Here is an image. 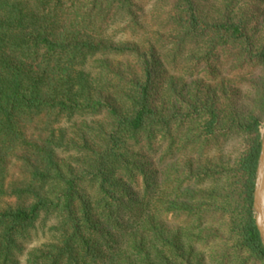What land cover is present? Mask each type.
<instances>
[{
	"label": "trees",
	"instance_id": "1",
	"mask_svg": "<svg viewBox=\"0 0 264 264\" xmlns=\"http://www.w3.org/2000/svg\"><path fill=\"white\" fill-rule=\"evenodd\" d=\"M262 1L0 0V145L30 154L22 179L0 186V264H19L37 232L48 243L24 264H264L252 207ZM118 56L134 58L137 75L113 69L108 59ZM163 67L199 82L237 76L251 100L240 107L236 89L217 99L199 84L188 95L170 88L166 108ZM93 81L125 110L95 96ZM78 123L89 138H67L64 125ZM157 151L170 163L164 194L142 164ZM140 178L138 202L126 186Z\"/></svg>",
	"mask_w": 264,
	"mask_h": 264
},
{
	"label": "rangeland",
	"instance_id": "2",
	"mask_svg": "<svg viewBox=\"0 0 264 264\" xmlns=\"http://www.w3.org/2000/svg\"><path fill=\"white\" fill-rule=\"evenodd\" d=\"M263 3L260 4V11L256 18V23L259 27H264V0ZM113 30L110 32L112 33ZM166 37V35H164ZM127 38H123L122 36H116L115 43H127ZM130 43V42H129ZM133 43V42H132ZM109 65L113 68L119 71L123 77H130L131 74H136L138 72V64L136 63L134 58H120L114 57L111 59H108ZM88 70V69H87ZM89 72V71H88ZM161 76H160V99L161 103H164L166 108L171 107V103H173L174 98L171 94H169L170 88L180 92L182 95H188L189 93L193 92L195 90V87H197L199 84L201 86L202 91H207L209 94V97L216 98L220 97L221 91L223 89H236L238 94V102L240 107H246L248 105V102L251 100V94L247 90V85L238 83L237 76L234 77L231 74H228L226 72H220L219 75L216 77L214 81H198L197 79H191L188 78L185 74L184 70H169L166 67H163L161 70ZM260 78L259 74H256L254 76L252 75H246L243 76V79L251 81H258ZM94 79V77H93ZM238 83V84H237ZM92 88H93V94L103 100H106L111 105L118 107L119 109L125 110V106L122 104V99L120 98L119 94L115 90H108L98 84H95V81L92 82ZM101 121V119L96 120ZM87 125L90 128L94 127V124L91 121H87ZM64 131L66 132L67 138L74 136V134L77 133V131L80 133H84L88 138L91 136L92 132L87 130L85 126H83L81 123L76 124L74 127L72 125H64ZM264 132V120L262 121V124L260 126V136ZM28 138L30 136V132L25 130L24 133ZM9 145V144H8ZM7 144L5 146L0 145V186L5 183L8 184L11 181L22 179L21 178V172L24 168L23 165L25 163V159L30 157L29 151H22L19 150L20 148L18 146H14L13 144L10 145V147ZM154 158H152L149 153H144V158L142 161V164L144 166V170L149 174L148 176L152 177L154 173L155 175V182L160 187V184L162 182V179H164V169L165 165H170L168 162L159 163V157H161V152L157 151ZM61 159L64 160L67 163H70V158L73 157V155L69 154L68 156L66 154H61ZM24 159V160H23ZM210 159V158H209ZM196 161V160H195ZM194 161V162H195ZM199 163H202V165H205L207 162L205 159H202ZM195 165H197V162H195ZM22 170V171H21ZM164 192L166 191V187H160ZM126 189H128L129 192H132V197L138 202H141L142 198L146 195L144 194V190L141 186V178L137 181L136 185H127ZM167 194V192H166ZM158 198H163L161 196L160 192L157 195ZM127 199V198H126ZM126 199H124L126 201ZM132 211L135 209V204L131 205ZM139 210V209H138ZM48 243V237L41 236V233H35L32 237V239L29 242H25L22 244V253L16 255V259L19 261V264L25 263V256L26 254L36 248H40L43 244ZM104 251V250H103ZM198 253V252H197ZM106 254V251L103 255ZM204 264H207V259L203 260Z\"/></svg>",
	"mask_w": 264,
	"mask_h": 264
},
{
	"label": "water",
	"instance_id": "3",
	"mask_svg": "<svg viewBox=\"0 0 264 264\" xmlns=\"http://www.w3.org/2000/svg\"><path fill=\"white\" fill-rule=\"evenodd\" d=\"M252 207L255 226L264 249V132L260 136V151L255 171Z\"/></svg>",
	"mask_w": 264,
	"mask_h": 264
}]
</instances>
